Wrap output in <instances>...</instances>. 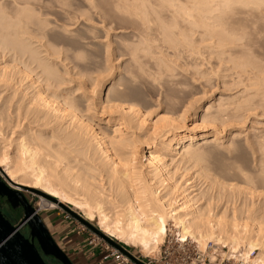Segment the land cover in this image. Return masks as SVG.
<instances>
[{"label":"bare ground","instance_id":"bare-ground-1","mask_svg":"<svg viewBox=\"0 0 264 264\" xmlns=\"http://www.w3.org/2000/svg\"><path fill=\"white\" fill-rule=\"evenodd\" d=\"M89 1L92 3L88 2V4L90 3V7L95 10L93 1ZM261 1L111 0L110 3L116 13L118 12V16L122 12L121 15L127 14V17L130 16L133 18V22H136L137 25L139 24L140 31L137 33V38L135 37L138 39L139 45L141 42L152 45V43H148V38H151V36L152 38H160L158 36H162L165 38L162 39L161 37L167 45L166 47L169 46L167 44L169 42L171 46L175 43L173 49L180 47L184 50L181 47L182 45H176L180 42L179 44L191 47V51H195V48L197 50L200 47L203 48L202 45L200 47L195 46L197 45V43H194L196 42L194 41L196 40L195 34L192 38L190 37L193 33L198 32L196 35L199 36L200 39H198L201 44L208 42L207 46H204V48L208 49H204L205 52L209 51L210 55L212 53L210 50H214L213 53H215L214 55L211 54L212 56H217L218 60L227 56L226 58L233 59L231 62L233 64L235 59H239L241 54L240 58L244 57L246 54L243 55V53L250 49L244 46L249 43L247 40L249 34L245 30L246 27L244 25V22L247 21V16L256 18V20L264 19V11H258L263 6L260 3ZM8 3H5L0 11V168L7 181L15 187L24 186L30 188L25 178L33 176L44 188L40 189L41 194L46 197V200H49L45 202L51 208H54L55 205L59 207L60 205H71L70 202L62 201L57 196L56 191L71 195L85 194L88 196L86 199L89 200L91 206L100 211L101 224H106L101 230L103 236L107 235L116 240V237H114L116 232L113 233L111 229L108 230L107 228L109 225L113 226L111 227L112 229L114 228L120 234L132 238L147 254L163 242L170 228L169 224H172L171 227L176 232L178 242L186 243L192 241L198 248L205 249L207 241L211 240L216 243L214 245H221L222 248L227 247L230 258L236 259L239 257V260L244 263L250 261L252 264H264V141L259 142L256 138L253 143L249 141L250 144L246 147L249 148L251 158L253 157V163L255 162L256 174L244 173L239 168H237V172L232 173L234 169L231 167L232 165L225 164L218 168L220 175H216L211 171L214 166H211L212 168L210 169L209 164L207 166L203 165V163L205 160L208 161V158H206L208 154L215 152L213 150L218 145L216 141L220 136H217L214 132L215 135L211 139H207L204 134H194V128L188 129L187 126L184 127L187 111L192 109L194 116L200 112L199 121H201V124H209V126L211 124L213 125L212 127L215 126L218 130L222 129L221 126L223 125L224 127L226 122L230 121L231 123L232 121L235 122L234 120L236 119L241 120L240 118L244 117V114L241 115L243 111L245 113L258 108H255L257 103L253 99L259 97L257 95L260 92L257 91V88H259V82L262 83L261 80L264 81L262 79L264 75L260 74L261 78L259 79L250 77L252 79L250 82H253L251 85L248 82L249 79H245L249 84L246 85L252 86V88L256 84V88H254L257 94L252 89L256 94L255 97H251L254 96L253 93L248 96L252 99L245 98L246 95L245 99L242 97L244 100L241 98L242 102H239L241 101L239 99L237 103L235 102V105H232L233 103L230 104L236 106L235 109H232L234 107L230 106L229 103L230 107L220 103L226 108H230L228 110L229 116L231 109L233 110L230 118L225 117L228 115L225 113L227 111L223 108L224 106L220 108L221 105L219 104L217 109L215 107V109L211 108V105L206 107L204 105L197 106L198 100H192V98V101L186 102V106H184L186 103H182L181 107L171 105L172 112L167 111L170 107V100L167 96H163L161 99L158 96L155 104L144 101L138 104V102H134L135 98L131 94V89L128 88V82H125L124 78L121 79V76H119L120 66L115 62L119 58L115 57L116 54L114 52L116 51L111 50L115 55L110 52V44L112 43L109 42L108 38H106L108 43L103 44V48L97 44V47L99 45L103 49V51L101 50L103 52L102 64L92 70H87L74 62V56L71 57V54H67V49L63 48L64 44L59 38L50 35L49 32L53 28L60 29L64 33L68 32V28L66 29L67 25L65 22L64 26L55 24L54 21L55 25L52 24V28H49L51 23L46 17H48L47 15L50 14V11L47 8L49 5L46 4V1L42 0V4H40L41 2L36 4L25 0H13L11 5L16 8L12 7L15 9L6 11L7 8L5 7L9 8L10 6V3ZM53 4L57 8H55L56 11L58 10L60 14L65 15V5L67 4H65V0H55ZM89 9L92 10L91 8ZM243 14L246 17H242L241 15ZM67 19L69 20L70 18ZM66 22L68 23V21ZM255 23L256 21L254 25H257ZM69 24L71 23L69 22ZM124 26L126 28V25ZM110 27L112 28V23ZM110 27L107 29L108 32L111 29ZM56 29L54 30L55 32ZM89 29L91 30V28ZM251 29L253 31V27ZM104 30V36L107 37V30L105 28ZM135 34L133 33L134 36ZM253 34L255 35V33ZM87 35L91 37V33ZM119 39L121 40V38ZM151 39L150 42L152 41ZM156 40L159 41L158 39ZM241 40L246 41V43L241 44ZM255 40L257 41V39ZM98 41L96 39L94 42L97 43ZM101 41L104 43L102 39H100ZM119 43L117 41L120 46L122 42ZM125 43L130 48L129 43ZM239 43L240 45H238ZM130 44L133 46V43ZM138 44L136 43V45ZM146 44L144 46L141 44L139 46L141 47L140 49L143 50V47L145 49ZM209 44H212V47L209 48ZM90 45H93V43ZM235 46L239 47L240 50ZM243 46L247 50H244ZM136 47H131L132 52L130 55L132 56L128 55L132 58L130 59L129 57L130 60H135V64L139 58L136 56V50L138 51L139 47ZM234 48L238 49L237 52L239 54L241 53L239 56L236 53L238 58L228 56L232 50L234 55ZM150 49L147 48L143 52L142 50L138 52L140 55L144 53L145 57H155L154 54V56L151 54ZM157 49L158 51L156 52L158 53L159 47ZM170 49L167 51L171 52L173 56L175 50L169 51ZM186 50L191 52L190 49L186 48ZM197 50L195 51L196 53L193 52L194 55L196 54L195 56L201 53V51L198 50L199 52H197ZM251 50H249L250 53ZM101 51H99V54L102 56ZM156 52L154 51L155 54ZM249 52H246L247 56L256 57L255 54L253 56ZM121 53L123 52L121 51ZM159 53L156 56V62L155 58L153 62L149 57L147 59L152 63H157L161 61L158 58L161 57L162 61H165L166 57H169L164 52L166 54L162 55L165 57L164 59L161 56L162 53ZM92 54L94 53L92 52ZM144 54L142 57H144ZM225 54L228 55L225 56ZM174 55L176 57L177 53H174ZM209 55L208 57L211 56ZM167 59L169 61V58ZM243 59L245 57L236 60L238 64L234 63L235 66L233 65L234 67L232 66V68H237L239 71L244 70L241 68H245V70H249V76L251 72H255L252 77H260L259 73L256 74V71L262 72L263 70H257V68L261 69L263 64L261 67L257 66L261 63L257 62L255 58L256 62L253 60L254 66L252 68L256 66V69H254L255 71L252 69V71L250 66L252 62L249 61H252V59L248 60L250 63ZM97 60L95 58V62ZM231 60L226 59L229 64L231 63L228 61ZM162 61L161 63H163ZM244 61L247 62V67ZM242 62L245 64L243 63L240 68L241 64L239 63ZM165 63V68L168 65L169 67L172 66L169 62L167 65V61L164 64H160V62L157 64L165 66ZM219 64H221L220 61ZM219 64L217 65L218 67ZM140 66L143 67L142 64ZM161 66H159V69ZM124 67L122 65L121 69H126ZM211 67L213 66L211 65ZM248 67L249 69H247ZM141 70L137 69V72ZM143 70L139 73H144ZM245 70L243 75L245 74V78H247ZM158 71L155 72L157 75ZM211 71L213 70L211 69ZM124 72L123 74H125ZM155 73H153L155 78L153 81H156V77L159 79L163 78L160 77L161 72L159 73L160 76H155ZM240 73L242 72L240 71ZM123 74V77L129 75V73L128 75ZM174 74L177 75L176 73ZM138 76L140 77L141 75L139 74ZM168 76L172 77L171 75ZM170 77L169 80L171 79ZM129 78L126 77L125 79H128L129 82L137 81L131 77ZM253 80H258L259 82L257 83V81ZM160 94L162 95V93ZM257 98L256 100H258ZM259 99L262 98L260 97ZM167 105L169 106L168 109L163 112V106ZM257 105L260 106L259 101ZM154 106L156 107L152 108ZM210 109L217 111L215 113L213 111L211 115L208 113ZM176 114L178 116H175ZM215 127L213 129L218 132ZM219 127L221 128L219 129ZM231 134L234 133L232 132ZM241 150L244 152L243 149ZM214 161L216 164V160ZM220 161H223V159ZM235 177H239L241 183H238V181L237 183L232 182L234 179L236 180ZM190 180H193L194 183L191 187L197 188L199 186L195 182L200 184L197 193L191 196V193L183 195L187 191L183 186L188 184L187 182ZM31 189L36 188L31 187ZM176 198L177 202H175ZM12 200H17L21 205L20 200L16 196H12ZM103 202H108L113 208H118L123 212L126 217L125 226L122 224L119 226L115 220H109L112 217L109 218L111 214L108 217L104 214ZM42 204L44 205V203ZM35 213L37 215V211ZM119 214L122 213L119 212ZM32 218L33 214L28 215L26 222L31 223L34 233L41 238L46 249L53 251V247L39 233ZM239 250L242 252L237 256ZM252 251L256 254L253 259L249 256Z\"/></svg>","mask_w":264,"mask_h":264},{"label":"rangeland","instance_id":"rangeland-1","mask_svg":"<svg viewBox=\"0 0 264 264\" xmlns=\"http://www.w3.org/2000/svg\"><path fill=\"white\" fill-rule=\"evenodd\" d=\"M11 1H13V0H4V2H3V0H0V11L2 10V8L4 7V4L5 3H8L10 6H9V8L8 7H5V8H7L6 9V11H8V10H13V9H15L16 7L15 6H13V5H11ZM21 1H24V0H21ZM25 1H29V2H32V3H36V4H38V3H40V4H42V0H25ZM43 1H46L47 3L46 4H48L47 6V8H48V10L50 11L49 13V15H47L48 17H46V19L51 23V25H49L50 27L49 28H52V24H62V25H64L65 26V23H66V25L68 26H66V29L68 30V32L67 33H64V31H62V30H57L56 28V32L54 31L55 29L53 28L52 30H51V32H49L50 33V35H52V36H54V37H56V38H59V40H61L62 42H63V44H64V46H63V48H65V49H67V54L68 55H70L71 54V57H73V58H75L74 60V62H76L79 66H81V67H83V68H85V69H87V70H92L94 67L96 68L97 66H99V65H101L102 64V60H103V49H101L100 48V46L103 48V46L106 44V43H108V40H109V42L110 43H112V44H110V52H112V51H116V52H114L115 54H113V52H112V54L113 55H115V57L118 59H116L117 61H115L117 64H118V66H120V71H119V76H121V79H123L125 82H128V88L129 89H131L130 91H131V94H132V96L135 98L134 100V102H138V104H141V103H143V101L144 102H147V103H150V104H155V102H156V98L159 96V98L161 99V97H163V96H167V98L170 100V107L167 105V106H163V108H162V110H163V112H165V110H167L168 109V107H169V109L167 110V111H170V112H172L173 110H171L172 109V106H177V107H181L183 104H185L187 101L188 102H190V101H192L193 99L194 100H198V102L196 103V105L198 106V105H204L205 107L206 106H210L211 108H218L219 106H217V105H219L220 103L221 104H226L225 106H227L228 105V103H229V105L230 104H232V105H235V102L237 103L238 101H239V99H241L242 97L244 98L246 95V97L245 98H247L249 95H251L252 93L254 94V96H251L252 98L253 97H255V95L257 94V91H259L260 92V94L258 93V95L257 96H259L258 98L257 97H255V99H253V101L254 102H256L257 104H258V101H259V104H260V106L259 105H257L256 104V106H255V108L256 107H258V108H256V109H253L254 111H252V110H250V112L249 111H247V112H245L244 113V111H243V113H241V115H243L244 117H242V118H240L241 120H238V119H236V120H234L235 122H231L230 123V121L229 122H226V124H224V127H223V125L221 126L222 127V129H220L221 127H219V129L220 130H218L215 126V128H216V130H218V132L217 131H215V129H213L214 127H212L213 125H211L210 124V126H209V124H207V125H205V124H201V121H199L200 120V112H198L197 113V115L196 116H194L193 115V109L192 110H188L187 111V115H186V117H185V125H184V127L185 126H187V128L188 129H190V128H194V131H193V133L194 134H198V135H205V137L207 138V139H211L212 137H213V135H215L214 134V132L217 134V136H220L219 137V139L216 141V143L218 144H216L217 146L215 147V149L213 150V151H215V152H212L211 154H208L207 155V157L206 158H208V161L207 160H205L204 161V163H207V164H204L203 163V165H207V166H209V168L211 169L213 166V168L211 169V171H212V173H214V174H216V175H220V173H219V169L218 168H220L221 167V165H227V164H229V165H232L231 167H233L234 169H233V172L232 173H234L235 171L237 172V168H239L240 170H242L244 173L246 172H248L247 174H251V173H253V174H251V175H254V174H256L257 173V170H256V166H255V162L253 163V157L251 158V154H250V152H249V148H246V147H248L249 146V144H250V142L251 143H253L254 141H255V139L257 138V140L259 141V142H263L264 141V94H262V93H264V84H262L264 81L263 80H261V82L262 83H260L258 80H253V81H257V83L259 82V88H257V91H256V82L254 83L255 85H253V88H252V86H248L249 84H248V82H250V81H252V79H259V78H261V75L260 74H262V75H264L263 73V71H264V19H259V20H256V18H253V17H250V16H247V21L246 22H244V25H245V27H246V29L245 30H247V33L249 34V38L247 39L248 41H249V43H248V45H244L247 49H249V50H251V53L253 54V56H254V54L256 55V57L254 56V57H252V55H251V57H249L250 55H248L247 56V53L246 52H249V50L248 51H246V52H244L243 53V55L244 54H246L244 57H245V59H243V60H249V59H252V61L251 60H249L250 62H252L251 64L252 65H250L251 66V70L253 69H256L255 67H253L252 68V66H254V61L253 60H255V58H256V60H257V62H259V63H261L260 65L258 64L257 66H259V67H261L262 66V64H263V69L261 68V69H258L257 68V70H263L262 72H257L256 71V74L257 73H259V75H260V77L258 76H254L255 78H253L252 76L255 74V72H251L250 73V76L248 75V73H249V70H245V68H241V66H242V64L245 62H242V63H239V64H241L239 67L241 68V69H244L245 70V73L247 72V78H245L246 77V75L244 74L243 75V71L244 70H240L242 73H240V71L237 69V68H232V66L234 65L235 66V64L238 62V61H236V60H239V59H242V58H244V57H242V58H240L241 57V55L237 52L238 51V49H239V47H237L238 45H240V43L237 45V46H235V47H237L238 49L236 50V48H234L235 49V51H234V55H233V50H232V52H231V54L230 55H228V54H225V56L226 55H228V56H230V57H232V56H234V57H237L238 58V56L240 55V57H239V59H235L234 61V63L232 64L231 62H232V60H231V58L230 59H228V58H226V57H224V59L223 58H221L220 60H218L219 58H217V56L216 57H214V56H212V55H214V53H213V51L214 50H210V52H212L210 55H209V51H204V49H206V50H208L207 48H204V46H207V44H208V42L205 44L204 42L201 44V41L199 40L200 38H199V36H197L196 34H198V32H195V33H191L192 35H190V37L192 38L193 37V35L195 34V37H196V40H194V39H192V40H194V41H196V42H194V43H197V45H195V46H197V47H200L201 45H202V47L203 48H198V50L199 51H201V53L199 54L198 53V56H199V58H198V56H195L194 54H193V52H195L197 49L195 48V51L193 50V51H191V47H185V45L184 44H179L180 42H178L176 45H182L181 47H183V49L184 50H182L180 47H177V48H174L173 49V47H175V43L172 41V43H174L172 46L170 45V43L168 42V40H167V44H169V46H171V47H166L167 45L165 44V42L162 40L164 37H162V36H158V37H160V38H155V37H153L152 38V36H151V38H148V43H152V45H153V47H152V45L151 44H146V42H141L140 43V45L138 44L139 43V41H138V39H136L137 37V33L140 31V29H139V24L137 25V23L136 22H133L134 20H133V18H131L130 16H128L129 17V19H127L128 17H127V14L125 15V14H123V15H121L122 14V12H121V14H119V16H118V12L116 13V11H115V9H113L111 6V0H91V1H93V6H94V9L95 10H93L92 9V7H90V3H92V2H90L89 0H65V6H66V8H65V10H66V12H64L65 13V15L64 14H60L59 13V11L57 10H55V8H56V6H54V1L55 0H43ZM50 1V2H49ZM52 1V2H51ZM99 1V2H98ZM102 1H103V3H102ZM261 1V0H260ZM68 2H69V4H68ZM83 2V3H82ZM88 2H90L89 4H88ZM95 2V3H94ZM103 5H106V6H103ZM260 3H262L261 5H263V6H261V8L258 10V11H260V10H262V11H264V0H262ZM86 4V5H85ZM95 4H97V5H95ZM3 5V6H2ZM109 5V6H108ZM52 6V7H51ZM92 6V5H91ZM97 6V7H96ZM12 7H15V8H12ZM102 7V8H101ZM20 8H21V6H20ZM89 8H91L92 10H90ZM51 9V10H50ZM57 9V8H56ZM97 9V10H96ZM111 9H113V10H111ZM10 10V11H11ZM68 10V11H67ZM78 10V11H77ZM111 10V11H110ZM9 11V12H10ZM91 11V12H90ZM114 12V13H113ZM56 13V14H55ZM71 13V14H70ZM77 13V14H76ZM98 13V14H97ZM123 13H125V12H123ZM0 14H1V12H0ZM59 14V15H58ZM73 14V15H72ZM96 14V15H95ZM114 14H115V16H114ZM53 15V16H52ZM64 15V16H63ZM70 17H69V16ZM75 15V16H74ZM125 15V16H124ZM2 16L3 17H5V15L4 14H2ZM50 16V17H49ZM68 16V17H67ZM72 16H74V17H72ZM102 16V17H101ZM104 16V17H103ZM114 16V17H113ZM118 16V17H117ZM121 16H122V18H121ZM242 17H246V16H244V14L243 15H241ZM0 17H1V15H0ZM55 17V18H54ZM84 17V18H83ZM117 17V18H116ZM120 17V18H119ZM50 18V19H49ZM52 18H53V20H52ZM67 18H70L69 20L67 19ZM103 18V19H102ZM105 18V19H104ZM249 18V19H248ZM60 19V20H59ZM76 19V20H75ZM255 19V20H254ZM83 20V21H82ZM113 20H114V22H113ZM116 20V21H115ZM123 20H125V21H123ZM128 20H129V22H128ZM130 20H132V21H130ZM252 20V21H251ZM53 21H54V23H53ZM66 21H68V23L66 22ZM101 21H105V23L107 24L108 22H111L112 23V28L110 27L111 26V23H108L107 25L105 24H103V22H102V24H101ZM256 21V23L255 24H257V25H254V22ZM259 23H258V22ZM57 22V23H56ZM65 22V23H64ZM69 22L71 23V24H69ZM127 24H126V23ZM132 22H133V25H132ZM249 22V23H248ZM74 23V24H73ZM77 23V24H76ZM84 23V24H83ZM94 25H92V24ZM123 23H125V24H123ZM252 23V24H251ZM54 24V25H55ZM90 26H89V25ZM121 24H122V27H121ZM136 26H135V25ZM110 25V26H109ZM113 25H114V28H113ZM124 25H126V28H125V26ZM252 25V26H251ZM71 26V27H70ZM102 26V27H101ZM131 26H132V28H131ZM136 28H135V27ZM70 27V28H69ZM100 27V28H99ZM107 30L108 29V27H110L109 29H110V31L112 32H108V30L106 31L107 33H108V35H107V33H106V36L107 37H105L104 35H105V30H104V28ZM127 27H128V29H127ZM181 27H183V25H181ZM251 27H253V31H252V29H251ZM255 27V28H254ZM73 28V29H72ZM77 28V29H76ZM89 28H91V30L89 29ZM249 28V29H248ZM81 29V30H80ZM122 29V30H121ZM126 29V30H125ZM184 29H185V27H184ZM262 29H263V31H262ZM93 30V31H92ZM95 30H97L95 33H97V34H95L94 33V31ZM127 30H129V31H127ZM134 30V31H133ZM249 30V31H248ZM252 32H251V31ZM50 31V30H49ZM72 31V32H71ZM92 31V32H91ZM101 31H102V33H101ZM121 31V32H120ZM124 31V32H123ZM185 31V30H184ZM187 31V30H186ZM255 31V32H254ZM256 31H258V32H256ZM91 33V37L89 36V35H87V34H90ZM117 32V33H116ZM126 32V33H125ZM72 33V34H71ZM87 33V34H86ZM124 33V34H123ZM133 33L135 34V36L133 35ZM253 33H255V35L253 34ZM94 35V37H93V35ZM252 34V35H251ZM70 35V36H69ZM262 35V36H261ZM97 36V38H95ZM100 36V37H99ZM114 36H115V38H114ZM106 40V42H105V40L103 39V38ZM109 37H111V38H109ZM132 37V38H131ZM136 37V38H135ZM161 37H162V39H161ZM258 37H259V39H260V37H261V39L259 40L258 39ZM89 38V39H88ZM95 38V39H94ZM106 38H108V40L106 39ZM113 38V40H111ZM119 38H121V40L119 39ZM122 38H123V40H122ZM199 38V39H198ZM251 38V39H250ZM93 39V40H92ZM99 40L97 43L96 42H94L95 40ZM100 39H102L103 40V42L104 43H102V41L100 42ZM114 39H115V41H114ZM132 39V40H131ZM135 41H134V40ZM150 39L153 41H151L150 42ZM156 39H158L159 41H157ZM165 39V38H164ZM199 41H198V40ZM255 39H257V41L255 40ZM79 40V41H78ZM85 40V41H84ZM118 42H122V44H120V46L117 44V41ZM125 40V41H124ZM131 40V41H130ZM138 42H137V41ZM244 40V39H243ZM76 41H78V42H76ZM90 41V42H89ZM92 41V42H91ZM111 41H113V42H111ZM123 41H124V43L125 42H128L129 43V45H130V48L129 47H127V45L128 44H124L123 43ZM133 41V42H132ZM164 43H163V42ZM178 41V40H177ZM176 41V42H177ZM242 41V40H241ZM240 41V42H241ZM89 42V43H88ZM100 42V43H99ZM138 44V45H136V43ZM244 42L246 43V41H242L241 42V44H244ZM73 43V44H72ZM91 43H93V45H90ZM101 43H102V45H101ZM114 43L116 44L115 46H114ZM130 43H133V46H131V44ZM135 43V44H134ZM147 45L146 46V48L145 49H150L151 47V49H150V52H151V54L153 55H155V57H152V58H150V56H148L149 58H150V60L153 62L154 61V58L156 59L155 60V62L157 61V58H156V56H157V54L159 53V54H161V56L164 54V55H166L165 53H167V55H169V57H166V59H165V57L164 56H162L164 59H165V61H162V59H161V57L158 55V57H160V58H158V60L160 59L163 63H161V61H158V62H160V64H164V62H166L167 61V65H168V62H169V64H171L170 66L171 67H169V65H168V67L167 68H165L166 67V63H165V66L164 65H162V66H164V68H165V70H168V71H165L164 70V68H162V66L159 64H157V63H152L149 59H147L148 57L146 56L145 57V54L144 53H142V55L144 54V57H142V55H140L139 54V50H142V49H140L141 47H139V46H141V44H143V46L145 45V44ZM161 43H163V44H161ZM210 43V42H209ZM97 44H99L98 45V47H97ZM104 44V45H103ZM156 44V45H155ZM255 44V45H254ZM87 45H89V46H87ZM112 45V46H111ZM123 45H125V46H123ZM150 45H151V47H150ZM210 45V44H209ZM212 45V44H211ZM208 46L209 48L210 47H212V46ZM251 45V46H250ZM135 46H137L136 48H138L139 47V50L137 51L136 50V56H137V58L139 59V61H138V59H137V61H138V64H137V61H136V64H135V60L133 61V60H130V59H132L130 56H132V55H130V53L132 52V48L131 47H135ZM244 46H243V48H244ZM253 46V47H252ZM74 47H76V48H74ZM113 47H116V48H113ZM118 47V48H117ZM150 47V48H149ZM159 47V52L157 53L156 51H158V49L157 48ZM113 48V49H112ZM120 48V49H119ZM122 48H123V50H122ZM129 48V49H128ZM166 48H171L169 51H171L172 49V51H174L173 52V56H172V53L171 52H168L167 50H166ZM180 48V49H179ZM190 49V51L191 52H189V51H185V49ZM242 48V49H243ZM246 48H244V50H247ZM254 48V49H253ZM257 48V49H256ZM90 49H91V51L94 53V54H92V52L90 53ZM131 49V50H130ZM144 49V47H143V50H142V52L145 50ZM155 49H157V50H155ZM162 49V50H161ZM256 49V50H255ZM102 50V51H101ZM112 50V51H111ZM130 50V51H129ZM135 50V49H134ZM152 50V51H151ZM156 52V54L154 53V51ZM163 50H164V52H163ZM180 50V51H179ZM197 50V52H199ZM240 50V49H239ZM99 51H101V54H102V56L99 54L100 52ZM121 51L123 52V53H121ZM126 51V52H125ZM127 51H128V53H127ZM184 51V52H183ZM207 54H205L204 52ZM119 52V53H118ZM202 52H203V56L201 55L202 54ZM124 53H126V54H124ZM140 53H141V51H140ZM147 53V52H146ZM174 53L176 54L177 53V56L175 57V55H174ZM180 53V55H178ZM196 53V52H195ZM236 53L238 54V56L236 55ZM250 53V52H249ZM248 53V54H249ZM250 53V54H251ZM259 53V54H258ZM90 54V55H89ZM139 54V55H138ZM150 53H149V55H151ZM194 55L193 57H192V55ZM96 55V56H95ZM120 55V56H119ZM128 55H130V56H128ZM148 55V54H147ZM153 55V56H154ZM201 55V56H200ZM208 55L210 56V57H208ZM236 55V56H235ZM84 58H83V57ZM123 56V57H122ZM88 57V58H87ZM92 57V58H91ZM129 57H130V59H129ZM141 57H142V59H141ZM246 57H247V59H246ZM249 57V58H248ZM87 58V59H86ZM95 58H96V60H97V62H95ZM145 58V59H144ZM167 58H169V61H168V59ZM172 60H171V59ZM179 58V59H178ZM200 58H202V59H200ZM217 58V59H216ZM254 58V59H253ZM90 59V60H89ZM123 59V60H122ZM148 60V62H147V60ZM197 59V60H196ZM204 59V60H203ZM226 59L227 60H231V61H228V62H230L231 64H229V63H227V61H226ZM86 60H88L87 62H86ZM129 60H130V62H129ZM141 60H144V61H141ZM224 60H225V62H224ZM243 60H241V61H243ZM256 60H255V62H256ZM125 61H126V63H125ZM141 61V63H139ZM150 61V62H149ZM181 61V62H180ZM219 61L221 62V64H219ZM248 61V62H249ZM92 62V63H91ZM134 62V63H133ZM143 62H146V63H143ZM203 62V63H202ZM209 62V63H208ZM222 62H224V63H222ZM249 62V63H250ZM115 63V64H116ZM122 63H125V64H122ZM130 63V64H129ZM152 63V64H151ZM246 63V67L248 66L247 65V62H245ZM244 63V64H245ZM94 64H95V66H94ZM127 64H128V66H127ZM134 64V65H133ZM142 64L143 65V67L142 66H140V65ZM156 64V65H155ZM180 64V65H179ZM219 64V67L217 66ZM238 64V63H237ZM257 64V63H256ZM255 64V65H256ZM122 65H123V67L125 66L126 67V69H121L122 68ZM130 65V66H129ZM145 65V66H144ZM210 65V66H209ZM211 65L213 66V67H211ZM159 66H161L160 67V69H159ZM225 66V67H224ZM233 66V67H234ZM237 66V65H236ZM244 66V65H243ZM124 67V68H125ZM129 67H131L130 69H129ZM139 67H140V69H139ZM142 67V68H141ZM158 67V68H157ZM192 67V68H191ZM197 67V68H196ZM211 67V68H210ZM238 67V66H237ZM245 67V66H244ZM134 68V69H133ZM143 68H145L144 70H143ZM214 68V69H213ZM129 69V70H128ZM137 69L138 70H143V72L144 73H139V72H141V71H138L137 72ZM156 69H157V71L159 70H161L160 72H161V76L159 75V71H158V75L160 76V77H163V78H161V79H159V78H157L156 77V81H153V80H155V78L153 77V73H155V72H157L156 71ZM170 69V70H169ZM172 69V70H171ZM173 69H174V72H173ZM211 69L213 70V71H211ZM247 69H249V67L247 68ZM211 72H210V71ZM219 70V71H218ZM237 70V71H236ZM250 70V71H251ZM252 70V71H253ZM121 71H122V73H121ZM125 71V72H124ZM164 71V72H163ZM170 71H172V72H170ZM255 71V70H254ZM123 72L125 73V74H123ZM165 72H167L166 74H168V75H171L172 77H170V76H166V74H165ZM168 72H170V73H168ZM203 72V73H202ZM210 72V73H209ZM128 73H129V75H128ZM131 73H133V74H131ZM138 73V74H137ZM145 73H147L146 75H145ZM173 75H172V74ZM174 73H176L177 75H175ZM203 74V75H201V74ZM205 73V74H204ZM122 74L123 75H128L129 77H131L132 79H136L137 81H133V82H135V83H133L132 81H130L129 82V80H131L128 76H125V77H123L122 76ZM141 75L140 77L138 76V75ZM240 74V75H239ZM253 74V75H252ZM131 75H133V76H131ZM157 74L155 73V76H156ZM157 75V76H158ZM163 75V76H162ZM242 75V76H241ZM134 76H136V77H134ZM138 76V77H137ZM142 76H143V78H142ZM148 76H149V78H148ZM150 76H152V77H150ZM166 76V77H165ZM176 76V77H175ZM217 76V77H216ZM238 76H239V78H238ZM249 76V77H248ZM129 78V80L128 79H125V78ZM168 77V78H167ZM169 77L172 79H170L169 80ZM175 77V78H174ZM250 77L252 78V79H250ZM264 76H262V79H264L263 78ZM141 78V79H140ZM157 79H159V80H157ZM247 79H249V81L248 82H246V80ZM145 80V81H144ZM175 80V81H174ZM223 80V81H222ZM240 80H242V81H240ZM168 81V82H167ZM171 81V82H170ZM131 82H132V84H131ZM160 83V84H159ZM196 83V84H195ZM251 83L253 84V82H250V85H251ZM132 86H131V85ZM135 84V85H134ZM246 84H248V85H246ZM245 86V87H244ZM132 87V88H131ZM255 87V88H254ZM258 87V86H257ZM234 88V89H233ZM247 88V89H246ZM251 88V89H250ZM246 90V91H244V90ZM252 89H254L255 91H256V94H255V92L252 90ZM258 89H260V90H258ZM248 90V91H247ZM159 91H162V92H159ZM168 91V92H167ZM204 91V92H203ZM212 91V92H211ZM243 92V93H242ZM137 93V94H136ZM160 93H162V95L160 94ZM165 93H168V94H165ZM161 96H160V95ZM170 94V96H168ZM261 95V96H260ZM202 96V97H201ZM262 98V99H259V98ZM191 98H192V100H191ZM242 98V99H243ZM244 98V99H245ZM248 98H250V97H248ZM252 98H250V99H252ZM256 98L258 99V100H256ZM241 99V101H239V102H242L243 100ZM247 100V99H246ZM260 100H261V103H260ZM177 102V103H176ZM227 102V103H226ZM172 103V104H171ZM175 103V104H174ZM183 103V104H182ZM177 104V105H176ZM220 104V105H221ZM172 105V106H171ZM179 105V106H178ZM187 105V103L184 105V106H186ZM228 105V107H230V106H232V105H230L229 106ZM224 105H221V107L220 108H222ZM223 107L227 112H225V113H227V115L229 114V111L228 110H230V108H226V107ZM262 106V107H261ZM156 106H154V107H152V108H155ZM232 107H234V108H232V109H235V107L236 106H232ZM254 107V106H253ZM214 108V109H215ZM214 109H210V112H208L209 114H211L212 115V113H213V111H214V113H215V111H217V110H214ZM231 109V112H233V110ZM156 110V109H155ZM154 110V111H155ZM161 110V109H160ZM152 111H153V109H152ZM160 112V111H159ZM163 112H161V113H163ZM230 112V116H231V113ZM254 112V113H253ZM249 114V115H248ZM240 115V116H241ZM247 115V116H246ZM253 115V116H252ZM175 116H178V114H176ZM230 116L228 115V116H225V117H227V118H230ZM251 116V117H250ZM224 117V118H225ZM255 117V118H254ZM247 118V119H246ZM236 121H239V122H236ZM249 122V123H248ZM228 123V124H227ZM234 123V124H233ZM203 126V127H202ZM198 127H200V128H198ZM202 127V128H201ZM238 128V129H237ZM214 130V131H213ZM182 131H184L183 129H182ZM212 131V132H211ZM210 132V133H209ZM234 133L235 135H237V137H235V135L234 134H231V133ZM246 134V135H245ZM260 134V135H259ZM239 135V136H238ZM208 136V137H207ZM234 136V137H233ZM245 137V138H244ZM255 137V138H254ZM261 140H260V139ZM230 139V140H229ZM245 140V141H244ZM247 140V141H246ZM252 140V141H251ZM263 140V141H262ZM250 141V142H249ZM249 142V143H248ZM245 143H247V144H245ZM224 144H226V145H224ZM240 144V145H239ZM246 145V146H245ZM248 145V146H247ZM219 148V149H218ZM241 149H243L244 150V152L241 150ZM228 151V152H227ZM214 155V156H213ZM244 155H245V157H244ZM211 157H212V160H211ZM217 157V158H216ZM223 157V158H222ZM229 157V158H228ZM245 158V159H244ZM221 159H223V161H220ZM211 160V161H210ZM214 160H216V164H215V161ZM207 161V162H206ZM222 162V163H220V162ZM252 161V162H251ZM210 162V163H209ZM247 162V163H246ZM251 162V163H250ZM168 163H169V161H168ZM252 163H253V165H252ZM209 164V165H208ZM214 164V165H213ZM219 164V165H218ZM247 164V165H246ZM250 164H251V167H250ZM237 165V166H236ZM212 166V167H211ZM252 166H253V168H252ZM248 168V169H247ZM252 168V169H251ZM255 168V169H254ZM251 169V170H250ZM248 170H250V171H248ZM256 170V171H255ZM232 171V170H231ZM231 171H230V173H231ZM0 178H1V180L2 181H4V183L8 186V187H10L11 189H16V191H19L20 192V194H22L23 196H24V198L26 199V201L28 202V204H30L31 205V207L35 210V211H37V215H38V217H40L41 219H42V221L44 222H46V224H47V226L49 227V228H47V230L49 231V229L51 230V226L49 225V221H48V218H50V219H52V221L53 222H55V223H58L57 225L59 226L60 225V227H66V228H68V229H70V230H73L76 234H79V235H84V237L86 238V237H88L90 234H94L88 227H86L85 225H83L79 220H77L76 218H74L72 215H70L68 212H66L63 208H61V207H59V206H57V205H55V207L54 208H51V207H49L48 206V203L47 202H45V201H49V200H46V197L45 196H42V194H41V191H40V189H44V188H42V186L37 182V179H35L33 176H31V177H27V178H25V181H27L28 183V185L30 186V188H27V187H24V186H22V187H15V186H13V185H11V183H9V181H7V178L5 177V175L3 174V172H2V169L0 168ZM236 178V180L234 179L232 182H236L237 183V181H238V183L240 182L241 183V181H240V179H239V177H235ZM238 178V179H237ZM183 181V180H182ZM188 184H185L183 187H185L186 188V192L183 194V195H188V194H190V196L191 195H194V194H196L197 193V190H198V187L200 186V184H198V183H196L195 182V184H197V185H199L197 188L196 187H191V186H193L194 185V183H193V180H190L189 182H187ZM31 187L32 188H36V189H31ZM196 190V191H195ZM195 193H194V192ZM56 193H57V196H59V198L62 200V201H67L68 203L70 202V204L71 205H73V206H71V205H65V207H67L68 209H74V210H71V211H73L78 217H80L81 219H83V220H85L87 223H89L92 227H94V228H96L97 230H99L100 232H101V230L105 227V223H102L101 224V220H100V217H99V212L100 211H98V209H96V208H93L92 206H91V204H90V202H89V200L88 199H86V198H88V196H86L85 194L84 195H79V194H74V195H71V194H64V193H62V192H59V191H56ZM73 194V193H72ZM64 195V196H63ZM66 195V196H65ZM72 196V197H71ZM78 198H77V197ZM81 196V197H80ZM74 198V199H73ZM81 198V199H80ZM178 198V197H177ZM177 198H176V201L175 202H177L178 200H180L179 198H178V200H177ZM80 199V200H79ZM43 200V201H42ZM13 201H15V202H17V200H13ZM81 201V202H80ZM84 201V202H83ZM203 202V201H202ZM42 203H44V205L42 204ZM78 203H80V204H78ZM104 203V202H103ZM108 203V202H107ZM106 202L103 204V206H102V208H103V212H104V214L105 215H107V217L109 216V218L110 217H112L111 219H109V220H115L117 223H118V225L120 226L121 224L122 225H124L125 226V222H126V217H125V215L123 214V212L120 210V209H118V208H113V206L111 205V204H107ZM180 203V202H179ZM204 203V202H203ZM82 204V205H81ZM91 206V207H90ZM220 207V206H219ZM107 208V209H106ZM105 209H106V211H105ZM114 211V212H113ZM115 211H117V212H115ZM119 212L120 213H122V214H119ZM107 213V214H106ZM117 215H118V217H117ZM121 215H122V217H121ZM22 216H23V214H22ZM22 216H21V218H22ZM120 216V217H119ZM48 217V218H47ZM125 217V218H124ZM21 218H18V219H16V225L20 222V220H21ZM117 218H119V219H117ZM45 224V223H44ZM46 226V225H45ZM169 226H170V228L168 229V232H167V234L165 235V238L163 239V242L161 243V244H159V246H157V248H155V249H153V250H151L148 254L146 253V252H144L143 251V249L141 248V246H139V244H137V243H135L134 242V240L132 239V238H129V237H127V236H125V235H123V234H120V232H118V231H115V229L113 228H111V227H113V226H108L107 228H108V230H110L111 229V231L114 233V232H116V233H114V237H116V240L115 239H113V238H110V237H108L107 235H105V236H107L108 238H110V239H112L115 243H117L118 245H120L122 248H124L126 251H128L130 254H132L133 256H135L136 258H138V259H140V260H144V259H147V258H155V259H158L161 255H162V253H163V251H164V249L167 247V246H169V250L171 251V255H172V258H176L177 256H178V254H179V249H178V244H180L181 242H178V237H177V235H176V232H175V230H174V228L173 227H171L172 226V224H169ZM118 232V233H117ZM50 233V232H49ZM102 233V232H101ZM51 235V234H50ZM117 235V236H116ZM125 236V237H124ZM55 241V240H54ZM189 241V240H188ZM133 242V243H132ZM56 243V242H55ZM57 244V243H56ZM185 244H187V246H189V248H190V250L191 251H193V252H200V253H202V255H204L205 257H207V259L209 260V261H211V262H213V261H219L220 259H227V258H230V256H228L229 255V249L227 248V247H225V248H222V246L221 245H214V244H216L215 242L213 243V241H211V240H208L207 241V243H206V246H205V249H201V248H198V246L195 244V243H193L192 241L191 242H186ZM57 246L59 247H61L62 246V244L61 243H58L57 244ZM242 251H240L239 250V253L237 254V256H239V254L241 253ZM65 254V253H64ZM66 255V254H65ZM67 256V255H66ZM250 258L251 259H253L255 256H256V254H254V251H252V252H250ZM67 258L69 259L70 257L69 256H67ZM239 260L240 258L238 257V258H236L235 260ZM70 260V259H69ZM71 262V261H70ZM72 263V262H71ZM50 264H58V263H56V262H51ZM246 264H252L250 261L248 262V263H246Z\"/></svg>","mask_w":264,"mask_h":264},{"label":"water","instance_id":"water-1","mask_svg":"<svg viewBox=\"0 0 264 264\" xmlns=\"http://www.w3.org/2000/svg\"><path fill=\"white\" fill-rule=\"evenodd\" d=\"M12 196H16L20 200L21 207L23 210V216L17 225H12V223H10V221H8L4 217L0 210V264H47L42 259L39 251L33 243L32 234L34 233V231L31 223L26 222V218L30 214H33L32 221L35 223L39 233L43 237H45V239L53 247V251L48 254L57 261H59L61 264H72L67 258V256L64 254V252L57 246L54 239L47 230L46 226L44 225V222L40 217H38V215H36L35 210L31 207L30 204H28L24 196L20 194L19 191L13 190L8 187L0 178V197L11 201ZM50 200L54 201L53 199ZM60 207L63 208L66 212H68L70 215H72L74 218L79 220L83 225L88 227L94 234L101 237L108 244L115 247L123 254L131 257L134 261H136L124 248H122L120 245H118L111 239L103 236L100 231L92 227L85 220L78 217L73 211L63 205H60ZM24 226H28L29 228L31 236L30 239L25 237L21 233V229ZM136 262L138 264H141L139 261Z\"/></svg>","mask_w":264,"mask_h":264},{"label":"built area","instance_id":"built-area-1","mask_svg":"<svg viewBox=\"0 0 264 264\" xmlns=\"http://www.w3.org/2000/svg\"><path fill=\"white\" fill-rule=\"evenodd\" d=\"M85 242L87 246L98 249L102 253L103 260H112L113 264H138L136 261H139L141 264H246L234 258L211 262L202 253L191 251L185 243L178 244L179 254L176 258H172L169 246H167L158 259L147 258L140 260L130 254L136 260L134 261L131 257L123 254L96 234H90L86 237Z\"/></svg>","mask_w":264,"mask_h":264},{"label":"crops","instance_id":"crops-1","mask_svg":"<svg viewBox=\"0 0 264 264\" xmlns=\"http://www.w3.org/2000/svg\"><path fill=\"white\" fill-rule=\"evenodd\" d=\"M48 221L52 238L57 244H62L59 248L70 257L72 264H113L112 260H103L102 253L98 249L87 246L84 235L76 234L66 227H60L50 218ZM44 223L49 228L45 221Z\"/></svg>","mask_w":264,"mask_h":264},{"label":"flooded vegetation","instance_id":"flooded-vegetation-1","mask_svg":"<svg viewBox=\"0 0 264 264\" xmlns=\"http://www.w3.org/2000/svg\"><path fill=\"white\" fill-rule=\"evenodd\" d=\"M0 210L4 217L11 222H14L16 219L21 218L23 214V210L21 205L18 202L15 201H8L5 198L0 197ZM22 233L25 237L30 239V231L28 226L22 227ZM33 243L36 246L37 250L39 251L42 259L47 263L50 264L51 262H56L58 264H61L59 261L54 259L52 256H50L48 253L51 252V250L46 249L45 245L43 244L41 238L36 234H32ZM47 253V254H46Z\"/></svg>","mask_w":264,"mask_h":264},{"label":"trees","instance_id":"trees-1","mask_svg":"<svg viewBox=\"0 0 264 264\" xmlns=\"http://www.w3.org/2000/svg\"><path fill=\"white\" fill-rule=\"evenodd\" d=\"M71 210H74V209H71ZM12 223V225H15L17 222H16V220L14 221V222H11ZM21 233H22V229H21ZM23 234V233H22Z\"/></svg>","mask_w":264,"mask_h":264}]
</instances>
